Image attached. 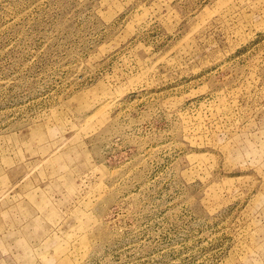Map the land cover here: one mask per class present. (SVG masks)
I'll use <instances>...</instances> for the list:
<instances>
[{
	"label": "rangeland",
	"instance_id": "rangeland-1",
	"mask_svg": "<svg viewBox=\"0 0 264 264\" xmlns=\"http://www.w3.org/2000/svg\"><path fill=\"white\" fill-rule=\"evenodd\" d=\"M0 264H264V0H0Z\"/></svg>",
	"mask_w": 264,
	"mask_h": 264
}]
</instances>
